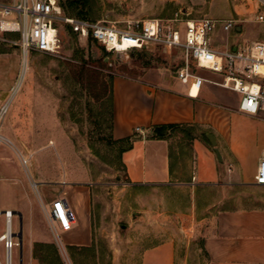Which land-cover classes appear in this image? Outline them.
Masks as SVG:
<instances>
[{
  "label": "crops",
  "instance_id": "obj_1",
  "mask_svg": "<svg viewBox=\"0 0 264 264\" xmlns=\"http://www.w3.org/2000/svg\"><path fill=\"white\" fill-rule=\"evenodd\" d=\"M247 6V15L239 17L255 23V4L247 2ZM241 29L236 27L237 32ZM218 30L220 41L213 46L235 49L236 44L230 45V34L221 28L214 33ZM3 40L12 39L2 36ZM176 52L182 55L180 70L184 54ZM202 70L205 72L196 73L205 80L197 97L188 95V87L177 75L172 77L160 70L112 78L111 137L116 142L131 141V147L121 154L125 186L168 191L155 200L144 199L148 207L130 213L131 220L136 214L138 217L133 219L134 226L129 223L125 230L135 238L112 246L117 250L112 264H190V246L201 253L197 254L202 258L200 264H264V185L255 183L264 157V114L240 112V95L214 84L221 82L223 75ZM163 125L185 126L177 131L181 145L176 152L172 150L173 137L137 138ZM136 128L143 133L137 134ZM208 134L214 137L222 162ZM64 174L54 181L58 193L45 208L63 197L74 213L73 229L62 234L66 243L58 245L49 229L34 220L24 227L22 212L12 210L20 217L16 232L22 231L17 264H78L77 251L95 249L91 186L68 172ZM38 176L46 178L44 173ZM152 227L160 229L158 237L136 239L139 231H145L146 236ZM125 246L127 251H123ZM62 248L64 255L58 250Z\"/></svg>",
  "mask_w": 264,
  "mask_h": 264
},
{
  "label": "rangeland",
  "instance_id": "obj_2",
  "mask_svg": "<svg viewBox=\"0 0 264 264\" xmlns=\"http://www.w3.org/2000/svg\"><path fill=\"white\" fill-rule=\"evenodd\" d=\"M247 13L246 0H79L74 5L63 6L65 16L116 23L122 27L127 22L167 21L175 17L236 20L242 29L230 33V45L264 41V24L240 19L239 16ZM59 28V56L38 52L25 56L19 46L12 43L19 41V34L0 36L12 39L0 41V99L3 103L10 102L2 132L16 151L36 154L31 173L40 184L38 191L34 190L15 151L0 147V210L21 211L24 227L27 221L34 220L38 226L49 229L45 206L58 193L59 186L54 181L68 172L75 180L88 182L94 197L95 249L77 251L75 261L78 264H112L117 251L112 246H119L120 241L124 245L135 238L125 230L129 223L134 226L138 217L136 214L131 220L130 213L148 207L144 199L155 200L168 191L125 186L120 147L113 143L109 128L111 80L118 75L139 76L154 70L176 77L182 55L176 51L169 54L154 46L117 59L116 54L106 52L90 39L80 38L68 26ZM220 33L218 30L211 36L214 46L220 41ZM202 72L205 71L196 69L197 74ZM179 145L180 136L176 132L172 150L176 152ZM43 173L46 178L42 180L38 175ZM19 226L20 217L15 215L14 230ZM159 231L158 227H152L146 236L145 231H139L136 239L158 237ZM61 243H66L63 235ZM17 250H13L12 264H17ZM58 250L65 254L63 248ZM123 251H127L126 246ZM197 254L201 255L199 250L190 246V264H200L202 258ZM0 260L4 264L2 246Z\"/></svg>",
  "mask_w": 264,
  "mask_h": 264
},
{
  "label": "built area",
  "instance_id": "obj_3",
  "mask_svg": "<svg viewBox=\"0 0 264 264\" xmlns=\"http://www.w3.org/2000/svg\"><path fill=\"white\" fill-rule=\"evenodd\" d=\"M246 1L255 4L252 21L264 24V0ZM61 25L68 26L80 38L92 39L111 54L143 51L145 47L154 46L163 48L169 54L181 51L184 63L177 77L188 87L189 96L197 97L205 83L194 68L206 69L223 75L222 81L215 85L240 95V112L250 116L264 114V41L236 44L235 49L225 50L212 44V34L218 28L230 34L237 27L236 20L218 21L207 17L186 20L175 17L167 21L146 19L127 22L122 27L116 23L65 16L60 0L0 2V34H19V41L12 43L19 46L25 56L31 52L59 56ZM9 105V101L3 103L0 99V147L15 151L29 183L38 191L40 184L31 173L36 154L16 151L2 132V122ZM135 131L137 134L143 133L140 128ZM255 183L264 185V157L257 169ZM62 185H66V182L63 181ZM45 215L55 242L61 246V235L73 229L74 213L63 197H57L50 208H45ZM14 217L12 210H0V246L4 252V264H12L13 250L20 247L17 232L13 228Z\"/></svg>",
  "mask_w": 264,
  "mask_h": 264
},
{
  "label": "trees",
  "instance_id": "obj_4",
  "mask_svg": "<svg viewBox=\"0 0 264 264\" xmlns=\"http://www.w3.org/2000/svg\"><path fill=\"white\" fill-rule=\"evenodd\" d=\"M78 1L79 0H74L73 2H70L67 5L68 6L74 5ZM81 19H84V18H81ZM90 40H92V39H90ZM111 87H112V80H111ZM111 87H110V106H111V109H110V127H109L110 130H111V124H112V94H111ZM184 128H185V126H180V125L155 126V127L152 128V133H153L152 138L169 140L172 137H174V134L177 131H182V130H184ZM113 143L119 145L121 154L131 147V141L130 140H122V141H118V142L113 141Z\"/></svg>",
  "mask_w": 264,
  "mask_h": 264
},
{
  "label": "water",
  "instance_id": "obj_5",
  "mask_svg": "<svg viewBox=\"0 0 264 264\" xmlns=\"http://www.w3.org/2000/svg\"><path fill=\"white\" fill-rule=\"evenodd\" d=\"M74 0H60V2L62 3V5L64 6V7H67V4L68 3H70V2H73ZM147 49V47H145L144 48V50H146ZM132 51H128V52H126V53H122V52H118V53H116V57H117V59H120L121 58V56H123V55H127V54H129V53H131ZM150 137V136H153V133H147V134H144L143 136H139V137H137V138H142V137ZM135 139V138H134ZM207 139L209 140V142H210V144L214 147V150H215V153H216V156H217V158H218V160L220 161V162H222V157H221V154H220V152H219V150L217 149V147H216V141H215V139H214V137L212 136V135H210V134H208L207 135ZM17 238L19 239V241L22 239V231H20L18 234H17Z\"/></svg>",
  "mask_w": 264,
  "mask_h": 264
}]
</instances>
